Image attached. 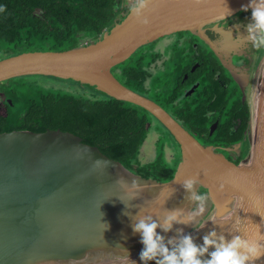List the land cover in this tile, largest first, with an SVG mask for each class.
I'll use <instances>...</instances> for the list:
<instances>
[{
  "label": "water",
  "instance_id": "obj_1",
  "mask_svg": "<svg viewBox=\"0 0 264 264\" xmlns=\"http://www.w3.org/2000/svg\"><path fill=\"white\" fill-rule=\"evenodd\" d=\"M117 3L113 0L112 12ZM249 3L153 0L152 11L145 13L150 22L143 25L121 0L113 23L88 44L0 60V83L33 76L83 91L79 97L142 108L152 118L139 155L154 158L151 130L159 127L164 134L160 165L166 163L172 172L125 168L69 132L0 133V264H143L141 237L123 213L152 215L159 222L166 208H192L180 185L192 177L200 182L196 190L209 194L200 224L174 225L170 233L157 229L159 234L167 239L183 228L198 245L212 230L229 240L237 227L241 232L234 234L242 237L264 234V49L239 39L247 35L251 10L242 7ZM179 32L202 39L245 95L228 131L210 143L200 142L178 119L111 73L136 50ZM121 178L126 186L117 183ZM256 264H264V258Z\"/></svg>",
  "mask_w": 264,
  "mask_h": 264
},
{
  "label": "trees",
  "instance_id": "obj_2",
  "mask_svg": "<svg viewBox=\"0 0 264 264\" xmlns=\"http://www.w3.org/2000/svg\"><path fill=\"white\" fill-rule=\"evenodd\" d=\"M112 3L113 0H0V7L5 9L0 12V60L24 51L57 52L88 44L101 37L118 15L121 0L114 12ZM155 60L138 49L111 73L122 86L153 102L157 96L167 100L174 96L169 93L176 78L167 73L164 77L156 75L151 70ZM30 78L33 76L13 78L12 87L11 80L0 83V133L69 132L125 168L172 174L166 163L164 167L160 165L161 139L153 161L135 162L150 129L152 116L145 110L116 99L79 97L83 91L41 88L25 81ZM198 109L195 107L181 120L201 130L204 117ZM223 133L221 130L217 136Z\"/></svg>",
  "mask_w": 264,
  "mask_h": 264
},
{
  "label": "clouds",
  "instance_id": "obj_3",
  "mask_svg": "<svg viewBox=\"0 0 264 264\" xmlns=\"http://www.w3.org/2000/svg\"><path fill=\"white\" fill-rule=\"evenodd\" d=\"M193 2L200 4L203 0H193ZM152 4L153 0H126L125 6L128 7L130 15H135L140 23L148 25L150 21L145 13L152 11L150 7ZM4 10L0 7V12ZM249 10H251L250 23L245 25L247 35H240L239 39L251 43L258 50L264 49V0H250L247 6L242 7L244 12ZM117 183L127 185L123 178ZM199 183L197 177L183 180L180 185L186 193L184 201L191 203L193 207L190 209L176 207L172 210L166 208L164 215L158 217L159 222L152 215L139 213L132 216L126 211L123 213L133 221L131 224L133 233L141 237L140 243L143 249L139 258L143 264H149L150 261H154L155 264H256L258 260L264 258V234L257 233L256 237H248L246 234H243V237L235 235L234 233L241 232L239 227L230 233L232 234L230 240L224 234L212 230L203 236V243L200 245L194 241L191 234H186L183 228H176L175 235L167 239L158 233L157 229H161L164 233L173 232L174 225L190 226L198 220L200 224V219L206 211L209 194L199 193L196 190ZM132 188L138 190L135 180L132 181ZM175 192L176 189L173 190V195ZM125 206L128 208V205ZM240 222V218H237L236 223ZM204 226L201 224L200 228ZM130 264L136 262L130 260Z\"/></svg>",
  "mask_w": 264,
  "mask_h": 264
},
{
  "label": "flooded vegetation",
  "instance_id": "obj_4",
  "mask_svg": "<svg viewBox=\"0 0 264 264\" xmlns=\"http://www.w3.org/2000/svg\"><path fill=\"white\" fill-rule=\"evenodd\" d=\"M173 36L176 38H172ZM165 38L169 41L167 51L172 53L168 58L161 57V53L152 50L143 52V55L156 58L151 65L154 73L163 72L166 69L165 63L172 62V56H176L172 62V75L176 81L169 93L174 96H168L167 100L157 96L154 103L197 134L200 142H213L228 131L235 109L244 101L245 95L202 39L189 32L171 34L160 40ZM198 106V111L204 117L205 126L201 130L190 128L181 120ZM207 123L209 124L206 125ZM221 130L224 133L218 137Z\"/></svg>",
  "mask_w": 264,
  "mask_h": 264
},
{
  "label": "rangeland",
  "instance_id": "obj_5",
  "mask_svg": "<svg viewBox=\"0 0 264 264\" xmlns=\"http://www.w3.org/2000/svg\"><path fill=\"white\" fill-rule=\"evenodd\" d=\"M178 36V35H177ZM172 38H176V36H173ZM168 38H165L164 40H156L148 45H145L144 47H142L141 49L139 50H142V52L144 51H153V52H159L161 53V57H164L166 56L168 58V56H170L172 53H170L171 51H167L168 50V44H169V41L167 40ZM176 59V56H172V62H174V60ZM172 62H166L165 63V67L166 69H163V72H155L156 75L158 76H161V77H164L165 76V73L167 74H171L173 73V65H172ZM165 70V71H164ZM11 80V79H10ZM162 80H164L162 78ZM8 81V80H7ZM26 82H34V84L36 86H40L41 88H45V89H53V90H66V91H71V89H68V88H64V87H60V86H55L45 80H42V79H39V78H36V77H33V78H30V79H26L25 80ZM13 80H11L9 82V85L10 87L14 86L12 84ZM75 92V91H74ZM19 108L21 107L20 105L18 106ZM0 113H2V110H0ZM150 132V129L147 131L146 133V137H145V140L143 142V144L141 145L140 149H139V153H138V156L136 157V160L135 162H137V164H145V163H148V162H151L154 160L155 156H156V152H157V147L159 146V142L157 143L158 139H161V141H163L164 143V134H163V130H161L159 127L157 126H154L151 130V132L155 135L152 142H151V146L154 147V150H155V155H154V158L150 161H147V155L144 154L142 156H140V152L141 150L143 149V146L145 144V141L148 137V134Z\"/></svg>",
  "mask_w": 264,
  "mask_h": 264
}]
</instances>
